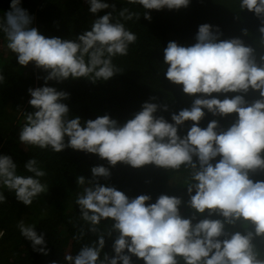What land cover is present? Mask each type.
<instances>
[{"label": "clouds", "instance_id": "obj_1", "mask_svg": "<svg viewBox=\"0 0 264 264\" xmlns=\"http://www.w3.org/2000/svg\"><path fill=\"white\" fill-rule=\"evenodd\" d=\"M86 2L93 15L110 7L103 0ZM135 2L145 10L144 19L150 21L151 10L187 8L190 0ZM240 8L264 24V0H240ZM125 13L128 9L120 15L126 19L137 15ZM32 21L21 0H11L0 21V31L18 65L32 63L47 73L45 86L28 89V103L34 111L26 113L19 142L41 149L50 147L56 153L70 148L94 154L111 167L118 163L133 169L146 165L179 169L187 165L192 172L186 206L205 217L195 224V215L182 217V200L175 196L161 194L155 203L150 202L149 195L130 199L115 187L99 183V178L110 177L108 168L92 167L90 180L84 176L77 179L79 185L87 186L76 204L81 218L92 226L101 220L112 221L109 235L119 234L112 245L114 255L100 258L105 245L104 236H100L95 246H84L75 256L67 255V264H131L133 256L144 264H264L253 244L254 239L264 237V181L250 178L264 172V55L258 63L253 47L238 38L221 40L219 28L202 24L191 46L170 41L163 49V63L167 65L164 77L182 86L186 96L195 97L190 108L172 114L171 123L154 116L160 106L151 102L143 103L141 110L122 125L108 115L82 123L79 116L68 118L69 107L64 101L69 94L47 86L48 82L85 78L96 84L112 79L121 71L112 63L113 57L127 55L137 37L124 24L112 22L111 12L93 20L90 30L74 39L45 37L31 26ZM259 32L264 47V26ZM250 89L258 92L259 98L249 103L243 94ZM228 93L237 95L229 97ZM162 110L167 111V106ZM204 110L213 117L235 114L236 119L219 131L216 119L201 128ZM187 121L192 122L187 134L178 135ZM24 168L32 175H18L12 158L0 155V184L14 191L17 200L27 206L49 189L41 182L46 173L35 159L27 160ZM4 199L0 194V202ZM213 216L219 219H210ZM237 224L248 225L251 230L226 231ZM20 231L33 251L48 254L43 233L23 222Z\"/></svg>", "mask_w": 264, "mask_h": 264}, {"label": "trees", "instance_id": "obj_2", "mask_svg": "<svg viewBox=\"0 0 264 264\" xmlns=\"http://www.w3.org/2000/svg\"><path fill=\"white\" fill-rule=\"evenodd\" d=\"M103 2L110 5L109 9L93 15L89 12L86 0H21V7L33 17L31 26L45 37L74 39L90 30L93 20L107 12L112 13V22L124 24L137 37L129 45L127 55L113 57L112 63L121 71L112 79L97 81L96 84L85 78L48 82L47 86L69 94V99L64 101L69 107V119L79 116L83 123L108 115L122 125L141 110L143 103L151 102L160 106L154 116L163 117L171 123V115L190 108L195 97L186 96L182 86L173 85L165 79L167 65L163 63V49L170 41L191 46L202 24L219 28L221 40L238 38L246 46L253 47L258 63L260 56L264 55V47L259 48L257 44L260 43L259 28L264 24L253 13L242 11L240 0H190L187 8L151 10L150 21L144 19L145 10L135 0ZM10 3L11 0H0V21L4 13L9 11ZM123 9L137 15L126 19L120 15ZM244 30L247 31L246 35L243 34ZM7 43L5 34L0 31V75L4 77L0 81V155L10 156L17 165V174L24 176L32 175L26 171L24 164L29 159H35L38 167L46 173L40 179L49 190L25 206L17 200L14 191L0 184V194L5 197L0 202V232H3L0 239V264H67V255L75 256L82 247L95 246L100 236L105 239L100 258L103 259L104 254L109 257L114 255L112 245L119 234L113 232L109 235L112 221L101 220L98 225L92 226L81 218L80 208L76 204L77 196L87 186L79 185L77 179L84 176L90 180V169L95 166H104L111 174L106 180L99 178V183L115 187L130 199L149 195L150 202L155 203L161 194L179 197L182 200L179 209L182 217L191 218L195 215L193 224L205 218L186 206L189 199L187 186L191 182L192 172L187 165H181L179 169H161L154 165L133 169L118 163L111 167L106 160L94 154L70 148L56 153L50 147L41 149L21 144L18 134L26 122V113L34 111L28 103L31 99L28 89L45 86L44 77L47 73L32 63L26 67L18 65ZM234 95L237 93L227 94L229 97ZM243 95L249 103L259 98V93L251 89ZM153 97L155 99H151ZM219 99H224V95H219ZM165 105L167 111L162 110ZM204 111L205 117L199 124L201 128H206L211 120L216 119L219 131L229 127L236 119L235 114L222 118L213 117L207 110ZM191 124L190 121L185 122L178 130V135H186ZM250 178L264 181V172L252 174ZM22 221L25 226H33L38 234H44L47 255L33 251L31 243L21 234ZM92 227L96 230L90 231ZM244 230L251 228L240 224L226 228L229 233ZM253 244L261 258H264V237L254 239ZM131 264L144 262L133 256Z\"/></svg>", "mask_w": 264, "mask_h": 264}, {"label": "rangeland", "instance_id": "obj_3", "mask_svg": "<svg viewBox=\"0 0 264 264\" xmlns=\"http://www.w3.org/2000/svg\"><path fill=\"white\" fill-rule=\"evenodd\" d=\"M257 44H259L258 47L260 48L261 44H260V43H257ZM257 52H258V50H257ZM22 222H23V221H22ZM23 224H24V222H23Z\"/></svg>", "mask_w": 264, "mask_h": 264}, {"label": "built area", "instance_id": "obj_4", "mask_svg": "<svg viewBox=\"0 0 264 264\" xmlns=\"http://www.w3.org/2000/svg\"><path fill=\"white\" fill-rule=\"evenodd\" d=\"M2 235H3V232H0V239H1Z\"/></svg>", "mask_w": 264, "mask_h": 264}]
</instances>
